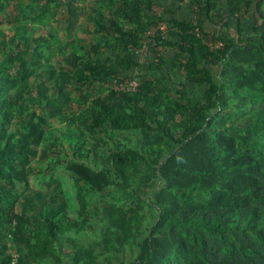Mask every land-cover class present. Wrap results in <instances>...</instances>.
Returning a JSON list of instances; mask_svg holds the SVG:
<instances>
[{"label": "trees", "instance_id": "16d2710c", "mask_svg": "<svg viewBox=\"0 0 264 264\" xmlns=\"http://www.w3.org/2000/svg\"><path fill=\"white\" fill-rule=\"evenodd\" d=\"M116 1L112 13L93 20L97 40L79 42L69 54L71 71L50 64L52 46L42 51L39 40L24 39L17 24H12L14 34L8 41L0 36V264L13 263L7 236L24 247L25 255L36 256L42 253L38 240L91 228L87 211L77 219L65 204L50 202L42 193L37 192L36 199L21 197L15 180L45 172V164L60 163V137L67 133L75 139L72 154L84 159L95 152L83 132L110 139L115 131L136 128L154 134L153 142L140 151L115 152L98 170L82 163L69 165L82 206L89 191H101L116 181L137 195L154 177L153 171L164 179L152 200L143 201L155 209L156 219L141 236L137 256L129 264H264V111L251 125L227 124L232 119L221 113L227 107L224 84L215 82L208 68L224 64L222 81L230 80L235 95L264 98V0H191L195 20L164 18L156 12L145 15L143 8L153 7L154 0ZM70 12L72 27L75 10ZM160 23L166 24L168 36L157 32L153 40L157 46L172 47L174 55L168 60L159 55L151 69L169 62L184 71L175 94L140 78L134 91L110 86L78 111L70 106V87L94 88L111 79H126L120 71L138 66L132 50ZM218 24L226 28L224 33L216 30ZM250 31L258 37L247 34ZM207 38L224 45L210 51L203 43ZM14 47L20 49L17 66L7 51ZM115 50L114 60L100 57ZM30 79L36 81L35 94ZM204 83L208 87L201 99L190 96V84ZM48 116L61 119L64 128L50 126ZM34 121L39 149L32 134ZM72 129L76 130L70 133ZM141 164L144 172L139 171ZM30 202L39 204L33 224L25 213ZM20 203L24 207L17 211ZM107 214L112 233L106 249L117 253L132 246L146 213L112 203ZM72 262L95 264L88 249L77 250Z\"/></svg>", "mask_w": 264, "mask_h": 264}, {"label": "rangeland", "instance_id": "374dc122", "mask_svg": "<svg viewBox=\"0 0 264 264\" xmlns=\"http://www.w3.org/2000/svg\"><path fill=\"white\" fill-rule=\"evenodd\" d=\"M46 5L48 6L47 12ZM116 0H0V36L8 41V38L14 34L12 24L19 26V31L25 38H35L39 40V48L46 50V45L50 44L54 50V55L50 57L49 62L54 67H63L67 71L72 70V64L68 60L69 54L79 42H88L97 40L99 33L94 30L93 20L100 19L103 15H108L116 9ZM74 11L73 26L68 25L70 14ZM160 8L153 5L150 9L143 8L145 15L152 14ZM156 11V12H157ZM191 12V13H190ZM190 14V15H189ZM186 15L183 18L195 20L196 7L187 6ZM218 24L219 32L222 28ZM255 38L258 36L252 31L247 33ZM150 36L145 33L144 39L138 47L132 50V56L138 62V66L132 70L120 71L123 76L131 79L133 77L153 80L159 86H166L172 94L179 88V82L183 80L184 71L174 68L167 62L159 70L151 69V65L157 62L158 52H162L167 60L172 53H165L163 48H155ZM33 47L31 42L30 48ZM75 50V49H74ZM12 56V62L15 66L18 61L15 59L18 48L8 50ZM77 55L82 54L81 51H75ZM118 55V51H106L100 53L101 58L110 56L113 60ZM30 58V55H27ZM213 79L215 82L224 84L223 91L226 95L227 107L223 116L231 117L227 124L235 126L251 125L254 123L255 117L264 111V98L255 97L253 99L244 98L242 95L237 96L233 93V87L230 80L223 82L224 64L209 65ZM30 90L36 93V81L30 79ZM114 80L107 83H99L94 88H78L70 87V106L78 111L81 104L86 100L90 101L96 95H105L109 87L112 86ZM48 91L51 93L53 87L51 82L48 83ZM208 84L189 85L188 93L201 99L202 94ZM88 89V90H87ZM250 100V101H249ZM35 112H39L35 108ZM228 118V117H227ZM48 124L53 128L63 129L64 123L56 117H47ZM34 140L38 142L37 149L40 148V139L37 135V123L31 124ZM76 129L69 131L73 133ZM83 139L88 141L95 154H90L84 159H78L72 154V146L74 137L69 133L60 137L62 142V156L60 163L53 166L44 165L45 172L37 175H26L21 180H15V191L21 197L36 199L37 192L44 194L43 197L50 202H62L67 207V213L73 218H82L83 211H87L91 218V228L76 232L68 230L63 234H59L57 239H40L38 245L42 249V253L36 256L25 255L24 247L15 244L10 236L6 241L12 253V264H73L72 258L74 253L79 249H88L92 252L95 264H129L130 258H136L138 253V244L142 235L146 234L152 227L156 219L155 209H151L149 205L143 203L144 200L150 202L155 191L164 183V179L157 177L158 173L153 171L154 177L149 183L141 186L138 194L120 184L118 181L104 187L101 191L91 190L86 195L85 204L82 206L77 198V184L70 172L69 165L72 163H82L88 167L98 170L105 159L126 149L140 151L145 144L152 143L154 134L152 131L136 128L123 131H115L111 134V138H103L100 136H91L82 133ZM144 166L139 167L140 172H144ZM112 203L121 204L124 207H134L140 212L146 213V219L136 232L135 241L132 246H125L120 251H109L112 229L108 227L107 207ZM20 203L16 206V210L23 209ZM39 204L30 202L25 210L30 224L38 220ZM114 250V249H113ZM132 263V262H131Z\"/></svg>", "mask_w": 264, "mask_h": 264}, {"label": "crops", "instance_id": "0c3cea01", "mask_svg": "<svg viewBox=\"0 0 264 264\" xmlns=\"http://www.w3.org/2000/svg\"><path fill=\"white\" fill-rule=\"evenodd\" d=\"M154 1H155L156 6L160 8V11L155 10V12L157 11L156 13L161 15L162 17L164 18L173 17V18H177L180 20L189 19V18H183V17L188 16L186 15V10H187V6H192L190 4L191 0H154ZM216 30L219 31L218 28H216ZM225 30L226 28L223 27L221 30V33H224ZM153 44L155 48L157 49L163 48V51L165 53L167 54L172 53V56L174 55V49L172 47L157 46L154 41H153ZM159 55L166 57L165 55H163L162 52H158V56Z\"/></svg>", "mask_w": 264, "mask_h": 264}, {"label": "built area", "instance_id": "2783aa9c", "mask_svg": "<svg viewBox=\"0 0 264 264\" xmlns=\"http://www.w3.org/2000/svg\"><path fill=\"white\" fill-rule=\"evenodd\" d=\"M157 32H159L161 37L166 38L168 36L166 24L160 23L157 26H154L147 32V34L153 40V36ZM195 32L197 35L202 36L197 28L195 29ZM203 43L207 47V49L210 51L221 48L224 45L223 41L218 40V39L213 40L211 38L203 39ZM112 80H114V83L112 84L111 87L114 90L134 91L137 89L138 84H139V78H136V77H133L131 79H128V78L122 79L121 81H117L116 79H111L110 81Z\"/></svg>", "mask_w": 264, "mask_h": 264}]
</instances>
